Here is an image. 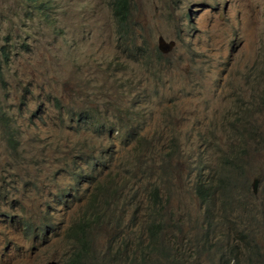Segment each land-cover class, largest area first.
I'll use <instances>...</instances> for the list:
<instances>
[{
  "label": "rangeland",
  "instance_id": "374dc122",
  "mask_svg": "<svg viewBox=\"0 0 264 264\" xmlns=\"http://www.w3.org/2000/svg\"><path fill=\"white\" fill-rule=\"evenodd\" d=\"M124 22L134 52L120 48L110 0H51L42 14L0 0V264H66L82 231L93 264H109L116 225L154 217L175 264H229L232 248L264 264V0H129ZM160 36L176 43L168 55ZM66 160L88 185L61 202L67 183L48 184L43 169L56 179ZM224 180L227 204L215 200ZM93 187L112 198L107 219L79 225L102 200ZM29 221L54 230L34 235ZM135 242L120 239L119 261L140 256Z\"/></svg>",
  "mask_w": 264,
  "mask_h": 264
},
{
  "label": "clouds",
  "instance_id": "9594fccd",
  "mask_svg": "<svg viewBox=\"0 0 264 264\" xmlns=\"http://www.w3.org/2000/svg\"><path fill=\"white\" fill-rule=\"evenodd\" d=\"M50 2H51V0H50ZM50 2L47 0H42V1L40 0V1L35 2V4H37V6L39 7V10L41 11V14H42V13H46L50 9ZM128 2H129V0H128ZM112 3H113V0H110V4H112ZM111 7H113V6H111ZM128 14H129V8H128ZM130 24L131 23H129V22L124 24L125 29H126V36L125 37L122 36V27H121L120 23H119V29H118L117 33L119 35L120 42H121L120 48L124 49V48L128 47L129 52H134L132 50V45H129L127 43L129 41H133V39L135 38V37L134 38L131 37L132 30H131ZM160 37H162L168 43H171V42L174 43V47L172 48V50L170 52L165 53L162 50H160V48H159ZM160 37L158 38V50H159V52L163 55L170 54L176 46L175 41H167L163 36H160ZM4 57L5 58L7 57L6 52H4ZM148 63L149 62H145V65ZM1 79L4 81V74L3 73L1 74ZM56 101H59L62 103L64 102L62 100H56ZM68 109H69V111L75 110L73 108H70L69 105H68ZM76 116L82 117L80 119V122L81 121L87 122V123L91 122V120L88 119L89 117H92L91 114H89V115L88 114H81V115H76ZM102 125L103 124L98 123L96 125L97 129L93 128L94 132L95 133L98 132V130L102 127ZM106 126L107 125H105L104 127L106 128ZM140 142L142 145V139L140 140ZM54 169H55L54 165H49L43 169V173H45L46 182L48 184H60V182H66L67 183V185L64 187V188H66L67 191L62 190L61 186L56 185V188L58 189L57 199H60L61 202H70V200H68L70 191L73 192V195H79L80 193L84 192V187L88 184L84 183L79 178V176L76 172V167H75L74 162L68 161V160L63 161L61 166H60V171H57V178L56 179L54 178L53 180H51V175H52V172L54 171ZM152 175H155L154 167H152L151 171H149L148 173H144L145 180L149 181L150 178H148V177H150ZM210 188L211 187L208 188L209 190H206V191H209V193H211ZM233 189H234V187L231 188L228 180L223 181L222 185L218 189L215 200L218 201V199L223 198L226 200V204H227L228 198L233 193ZM158 190H159V188H158ZM206 191H204V189L202 188V193L199 194V183H198V196L202 199V201L204 202V204L207 207L205 217L215 218V216L212 215L211 211H209L211 196L209 194L208 197H206L205 196ZM94 192H99L102 196V200L97 206L88 207V208L84 209V211H83L84 216H83L82 221L79 222V225L88 223L91 226H95V225L102 223L105 219H107V211L105 209V204L108 200H111L112 198L102 189L93 187L92 193H94ZM158 193L161 195V192L158 191ZM156 197H158V196H156ZM92 213L95 215H93ZM218 215H219V217L222 215L227 217V212L220 211ZM155 219H156V217H155ZM2 222H6V223L10 224L11 226L16 225L15 222H11L8 219L3 220ZM44 223L45 222L41 223L38 226H32L30 224V221H29V223H25L24 226H27L31 232L33 230H35L36 233H34V235L45 234L47 229H50L51 231L54 230L52 227H50V225H48V227L45 228L44 226H46V224H44ZM159 223H161V222H159ZM162 224L164 226H166V224L164 222H162ZM41 228H42V231H40ZM206 232H207L209 238L211 239L212 243H216L213 241V238H212L213 234H215V233H212L209 231H206ZM26 233H29V231H27ZM149 234L151 236V233L148 232V227H146V226L143 228L142 227H134V223H132L130 220L120 221V223L116 225V234L108 242L109 243V249H110L111 255H112V260L110 261L109 264H153L151 262V258L155 259L156 257L147 255V243L149 240ZM128 236H136L135 254L140 255V256H135L133 258H128L125 256L121 259V261H119V258L123 254V247H122V244L120 243V239L126 238ZM164 236H165L164 240H166V229L164 232ZM75 239H76L75 242H80V244L78 245L77 248L74 247L73 252L69 256V259H68L66 264H72V263L73 264H82L81 260H84L83 264H93V260L96 257V255H95V251H93V249L90 246L92 241H94L92 239L91 233L82 231L81 233H78L77 235H75ZM160 260H161V264H169V262H167L163 259H160ZM235 260H236V262H235ZM237 261H238L237 252L235 251L234 248H232L231 249V258L229 259V262H230L229 264H231L232 262H235V264H236ZM53 263L57 264V262H55V261L49 262V264H53ZM158 264H160V263H158Z\"/></svg>",
  "mask_w": 264,
  "mask_h": 264
},
{
  "label": "trees",
  "instance_id": "16d2710c",
  "mask_svg": "<svg viewBox=\"0 0 264 264\" xmlns=\"http://www.w3.org/2000/svg\"><path fill=\"white\" fill-rule=\"evenodd\" d=\"M30 1L35 4V2L40 1V0H30ZM111 6H113V10H114V13L116 14V18L118 19L122 27V36L125 37L126 29L124 25L125 24L124 20L128 16L129 2L128 0H113V3L111 4ZM239 137H240V134H239ZM230 186L231 188L234 187L233 181H230ZM207 187H208L207 184L199 183V194L202 193V188L204 189V191L209 190L208 189L209 187L208 188ZM209 194H210L209 191H206L205 196L208 197ZM148 232L151 233V236L149 234V240L147 243V255L156 257L155 259L151 258V262L153 264H158V263L161 264L160 259H163L169 262V264H175L176 260L173 257V252H171L172 247H170L169 245H166L164 242V237H165L164 236V232H165L164 225L162 223H159L158 220H156L154 217V219L151 221L150 225L148 226ZM237 264H242L241 262H239V259L237 261Z\"/></svg>",
  "mask_w": 264,
  "mask_h": 264
},
{
  "label": "water",
  "instance_id": "95a60500",
  "mask_svg": "<svg viewBox=\"0 0 264 264\" xmlns=\"http://www.w3.org/2000/svg\"><path fill=\"white\" fill-rule=\"evenodd\" d=\"M173 47H174V43L173 42L168 43L162 37H160V39H159V48H160V50H162L165 53H168V52H170L172 50Z\"/></svg>",
  "mask_w": 264,
  "mask_h": 264
}]
</instances>
